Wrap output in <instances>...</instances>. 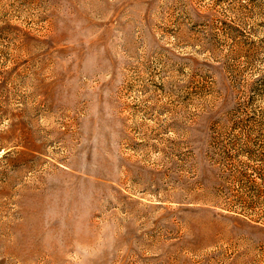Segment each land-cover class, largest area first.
<instances>
[{"label": "rangeland", "instance_id": "rangeland-1", "mask_svg": "<svg viewBox=\"0 0 264 264\" xmlns=\"http://www.w3.org/2000/svg\"><path fill=\"white\" fill-rule=\"evenodd\" d=\"M0 264H264V0H0Z\"/></svg>", "mask_w": 264, "mask_h": 264}]
</instances>
